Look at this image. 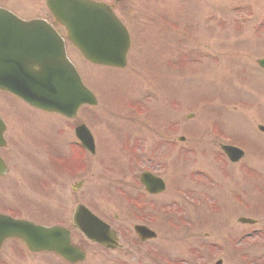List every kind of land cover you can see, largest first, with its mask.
I'll return each mask as SVG.
<instances>
[{
    "label": "rangeland",
    "instance_id": "rangeland-1",
    "mask_svg": "<svg viewBox=\"0 0 264 264\" xmlns=\"http://www.w3.org/2000/svg\"><path fill=\"white\" fill-rule=\"evenodd\" d=\"M105 1L114 5L131 32L128 66L94 67L69 47L71 59L96 93L97 106L84 107L75 121L51 120L48 115L53 114L0 93V109L8 108L26 123L25 136L33 134V139L53 145L36 141L30 149L19 129L9 124L8 146L0 151L10 165L9 175L0 178V204L5 206L0 212L18 202L40 207L44 200L56 213L64 197L70 207L81 199L125 230L132 208L118 191L140 193L143 188L133 180L148 163L167 183L166 191L152 200L165 202L172 223L167 221L163 231L157 222L158 238L139 245L150 252L146 258V253L140 258L130 249L124 256L122 250L87 245L82 264H165V259L176 262L191 252L198 254L197 264H264V132L258 129L264 125V71L257 65L264 56V0ZM0 6L26 19L52 20L45 0H0ZM80 122L89 126L98 147L95 156L87 154L85 185L77 196L70 187L78 178L66 176L64 163H52L48 153L69 159ZM181 136L185 141L178 140ZM226 142L243 148L244 158L230 162L220 148ZM152 152L157 154L153 161L147 158ZM177 187L199 199L201 206L177 196ZM207 197L214 210L206 206ZM178 206L192 218V236L180 227ZM240 217L257 223H240ZM121 243L127 245V240ZM8 252L0 253V259L7 256L8 264H14ZM30 259L32 264L63 263L56 257Z\"/></svg>",
    "mask_w": 264,
    "mask_h": 264
},
{
    "label": "water",
    "instance_id": "water-1",
    "mask_svg": "<svg viewBox=\"0 0 264 264\" xmlns=\"http://www.w3.org/2000/svg\"><path fill=\"white\" fill-rule=\"evenodd\" d=\"M46 5L56 21L67 29L72 43L88 60L116 67L126 65L130 36L110 6L92 0H46ZM258 64L264 67V58L258 60ZM0 89L8 90L38 108L59 111L70 117L83 103L96 104L94 95L83 85L68 60L63 40L53 27L39 19L22 20L3 8H0ZM77 132L82 141L86 145L90 143L89 147L93 149V139L88 129L83 125ZM224 149L233 161L243 155L241 150L231 146H224ZM2 165L1 162L0 174L6 172ZM159 182L157 189H163V182ZM82 212L86 213L80 219L83 222L80 224L82 230L91 239L104 243L102 240L108 235L107 232L111 233L109 227L92 217L83 207H78L76 214ZM241 221L252 222L248 219ZM24 230L25 233L22 232ZM59 230L57 227L43 228L0 215V241L8 236H16L31 246L29 238L38 237L36 243L43 245L48 242L57 247L58 244L48 240L49 236H60L57 233ZM150 235L154 234L150 232Z\"/></svg>",
    "mask_w": 264,
    "mask_h": 264
},
{
    "label": "flooded vegetation",
    "instance_id": "flooded-vegetation-1",
    "mask_svg": "<svg viewBox=\"0 0 264 264\" xmlns=\"http://www.w3.org/2000/svg\"><path fill=\"white\" fill-rule=\"evenodd\" d=\"M1 116L3 117V119L6 122L5 138L7 136L8 131H9V128H10L9 124L10 123L13 126L17 127L20 132H23V126H22L23 124H19L22 122L20 120V118L15 117V116H11L10 123H8V119L4 115H1ZM76 119H77V117H76ZM76 119H74L73 121H75ZM60 120L62 121L63 119H60ZM80 123H82V122H80ZM79 124H77L75 126V128ZM50 132L52 133V129H50V130L48 129L47 133H50ZM50 142L51 141L46 140L47 145H50L52 148L53 145ZM74 144L76 145L75 146L76 149L74 152H72L69 155V157H68L69 159L62 158V156H59V157H61L64 160L61 162L64 163V168H65L64 171L66 173H68V175H66V176H68L70 178H72V177L78 178V180L75 183L71 184L70 188L74 194H77V196H79V194L83 190V186L85 185V181L83 180L82 175L86 174L87 151L81 146V144L77 140L75 141ZM109 144H107V145L109 146ZM7 145H8V140L6 138V146ZM96 147H98V146L96 145ZM53 154H58V153H56L54 151ZM133 157H135V156H132V158ZM155 157H157V154L152 152L147 158L150 160H155ZM51 162L55 163V164L61 163V162H56V161H51ZM133 162H135V161L133 160ZM6 163L8 164L7 160H6ZM9 172H10V169H9ZM9 172L0 178H5L6 176L9 175ZM144 172H149V173H152L156 176L163 178L161 176L162 173L158 172V170L155 169L154 165L147 163V167H144V166L141 167L138 177L137 178L134 177V180H133V182L135 184L138 183L143 188V190H141L140 193L133 194L132 191L129 192L126 190H119L118 191L120 196H122L124 198L125 197L128 198V203H129L128 206L131 205L130 207L132 208L130 210V213L128 211L130 218L132 219V221H130V223H128V227L130 225L129 228L122 230L121 228L114 226L113 223L111 221H109L108 219H105V218L99 216L98 214H96L94 211L91 210L92 212H94L96 215H98L100 218H102L108 224L111 225L112 231H111V233L108 234L109 240L107 242L112 243V246L114 247V249L112 251L118 250L119 253H121V250L124 251L125 252V253L123 252L124 256L128 254V249H130L132 252V255H135V252H137L138 256L141 258L146 252L145 251L143 252L142 249H139V245L140 244H147L150 241L158 238V232L154 228V225L157 222H160V224L162 222L160 228H161V230L166 231V227L164 225L167 223V221L170 222L169 224L172 223L171 220L169 221V218H168L169 216H166V214L168 215L170 212L167 211L166 206H165V202L160 203V204H156V202L154 200H152L153 197L163 194L166 190L163 193H153L152 191L145 188L141 182V175ZM46 178H48V176H46ZM47 180H49V178ZM53 181L54 180L51 179V182H53ZM53 183L55 184V182H53ZM175 185H177V183H175ZM182 191H184V190L182 188H178V187H177V189L174 190L176 195L180 196L181 198L183 197L181 194ZM191 198H193V197H191ZM41 202H42V204H46L47 207H38L35 205L36 202L34 204L29 203L32 206L31 205H21V203L18 202V206H11V208L16 210L20 215H23L24 217L33 220V222H35L36 224H41V225L58 224V225L64 226V230L67 231L68 235H69V240H70L69 245L71 244V245H74L75 247L84 249L87 253L86 254L87 257H88V248H87L88 246L87 245L97 246V247H100L102 249L108 250V248H105L104 246H102L96 242L88 241L86 239V237L83 235V233L76 226V224L74 222L76 209L80 204L86 205L85 203L82 202L81 199H76L73 206L70 207L67 203V198L64 197V200L60 201L61 206H63L62 210H64V211L61 212L62 210H57L56 213L49 211V205H51L49 202H46L44 200ZM0 207L2 208L5 206L0 204ZM50 207L53 208L52 205ZM23 209H25L26 212H28V215L24 214V212L22 211ZM177 210L179 212L181 211V214L179 216L180 227L182 225H184L185 228L187 229L188 233L190 232V236H192V231H193V226H194L192 218L186 217L184 215L185 212H184V210H182L181 206H178ZM170 217H172V216H170ZM55 218H57V219H55ZM114 218L116 220H119V217L117 215H115ZM172 226H175V224L173 223ZM150 231H152L154 233L153 237L150 235ZM80 238L83 240V242L80 241ZM122 240H127V243H126L127 245L122 244L121 243ZM186 240H188V239H186ZM54 248L55 247L53 245H48L46 247H42L39 244H34L32 247H29L21 239L12 238V239L5 240L0 245V253H1V256H4L7 253V250H9L8 253L10 256L12 255L11 258L14 259V264H20V263L21 264H24V263L32 264L33 260L30 259L32 257H36V260H38V259L45 260V258L48 259L49 257H52V258L56 257L58 260L63 262L62 264H74V263H70L68 261L67 257L61 256L60 254L55 252ZM188 248L190 250H192L191 246H188ZM146 251L149 252V248H146ZM188 252H189V250H188ZM149 255H150V252L146 253L144 255V257L146 258V256L148 257ZM191 255H193V252H191ZM195 256H197V254ZM189 257L190 256H188L186 258H189ZM7 259H9V258H7V256L5 257L4 260L0 259V264H8ZM168 260H170V259H168ZM85 261L86 260H84L83 262H79V263L76 262L75 264H82ZM166 261L167 260L165 259V264H166ZM170 261H172V260H170ZM180 261H183V259L180 258L178 260V262L173 261V262H171V264H176V263H179ZM191 264H194L193 261L191 262Z\"/></svg>",
    "mask_w": 264,
    "mask_h": 264
}]
</instances>
